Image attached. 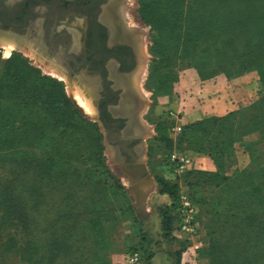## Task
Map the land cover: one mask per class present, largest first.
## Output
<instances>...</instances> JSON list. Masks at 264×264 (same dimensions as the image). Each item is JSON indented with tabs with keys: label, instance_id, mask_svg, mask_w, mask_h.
Returning <instances> with one entry per match:
<instances>
[{
	"label": "rangeland",
	"instance_id": "obj_1",
	"mask_svg": "<svg viewBox=\"0 0 264 264\" xmlns=\"http://www.w3.org/2000/svg\"><path fill=\"white\" fill-rule=\"evenodd\" d=\"M171 1L125 0L124 3L125 21L138 37L144 59L140 67L144 66L145 74L137 89L141 96L145 95L140 118L149 131L143 163L151 178L146 183H153L157 178L175 181L164 166L166 158L174 152L190 160L188 171L191 173L218 174L215 161L195 152V143L191 144L183 136L184 128L248 108L259 99L261 92L256 71L250 70L233 79L220 74L202 81L197 70L184 67L181 60L174 69V80L168 90L164 94L156 92L153 64L160 52L154 41L160 40L164 33L162 25L172 11ZM184 1L187 4L192 0ZM0 36L14 38L1 32ZM49 65L51 62L32 43H25L8 55L0 47V189L5 192L13 188L23 199L21 206L26 216L14 226L13 223L9 227L0 225L4 233L0 254L6 253V262L0 259V264H127L126 256L131 249L140 250L146 264H230L225 259L228 253L232 255V262L237 259L234 264H241L240 259L251 261L249 264H264V251L259 249L263 247L252 248L257 241L264 243V204L259 195L252 194V182L238 185L248 193L239 196V201L229 198L231 194L226 187L229 195L224 191L220 200L219 190L209 194L213 191L211 181H200L193 174L189 180L200 204L197 221L200 233L194 239H187L174 228L165 233L161 214L172 205L169 196L161 195L160 188L147 191L145 183L142 187L134 185L136 173L125 171L115 161V149L107 140L98 119L95 98L89 94L88 87L74 79L65 81L53 76ZM54 68L62 73L60 68ZM72 87H78L91 100L96 111L94 116L81 106ZM41 112L48 118L45 115L41 118ZM195 112L199 120L186 119ZM71 127L78 138L71 137ZM165 134L172 141V147L165 142ZM247 137L250 143L260 138L259 134ZM235 150L234 164L226 171L230 178L249 163L248 151L242 144L237 143ZM236 165L239 167L235 170ZM103 175L108 178V187L102 190ZM181 189L187 190L184 185ZM99 190L105 195L112 194L115 210L104 205L103 197L97 196ZM71 191L74 195L68 199ZM133 202L138 205V214L132 210ZM98 207L107 210V227L97 221L84 222L90 217L93 221ZM248 208H251L248 214L242 212ZM238 209L240 217L252 218L256 225L253 237L257 241L249 237L247 242L234 246L239 240L233 236L237 230L233 229L234 220H231L229 226L228 223L222 226L221 233L225 240L233 236L232 246L223 253L216 252L212 236L205 229L206 223L215 219V213L226 221ZM10 213L15 211L9 205L6 217ZM1 216L5 217L0 211ZM100 228L108 238L107 243L97 241ZM5 236L15 239V243H3ZM243 245L245 249L241 248Z\"/></svg>",
	"mask_w": 264,
	"mask_h": 264
},
{
	"label": "trees",
	"instance_id": "obj_2",
	"mask_svg": "<svg viewBox=\"0 0 264 264\" xmlns=\"http://www.w3.org/2000/svg\"><path fill=\"white\" fill-rule=\"evenodd\" d=\"M171 2L172 11H169V15L165 18L164 27L167 29H164L161 23L164 33L163 35L161 34L160 40L155 37L154 41L155 47L160 52L153 64L155 76L153 82L156 92L164 94L168 90V86H171L174 80V69L179 60L182 61V64L185 63L184 67L196 69L202 81L215 78L220 74L233 79L250 70L256 71L260 77L261 92L259 99L248 108L240 109L239 112L229 114L227 117L205 120L184 128L183 136L191 144L194 145L195 143V152L208 155L213 159L219 172L218 174H212L201 171L195 173L187 171L180 178H177V181L156 179L160 194L168 195L172 201L170 208L161 214L162 229L165 233H170L173 228L176 230V212L179 206L181 186L183 185L187 188L188 195L198 208L199 217L200 204L196 201L189 180V177L193 174L197 175L200 181L213 182L209 183L213 187V191H210L209 194L219 190L220 200L226 187L231 194L229 195L225 191L229 198L233 201H239V196L248 193L243 191L244 189L238 187V185L252 182V194L259 195L264 204V156L260 157L261 154L264 155V148H262L264 146V0H192L187 2V4L184 0H172ZM178 6L183 7L179 8ZM155 29L157 28L155 27ZM42 115L46 116V114L41 112V118L43 117ZM165 130L166 128L164 132H166ZM75 132V129L71 127V137L75 135ZM252 134H259L260 138L257 142L247 146V151L252 158L251 167L244 170H236L237 172L233 178L227 177V169L234 164L235 145ZM75 137L78 138L76 135ZM73 142L74 140L71 139V143ZM165 142L172 147V141L167 134H165ZM107 174L108 178H111V174L109 172ZM108 178L104 177V175L101 177L102 184L100 189L103 190L108 187ZM102 190L96 191L97 196L103 197L104 205L106 204L111 211L112 209L115 210L112 194L107 192L105 195ZM5 192L3 188L0 189V196L2 197L0 198V211L5 215L3 219L2 216L0 217V225L4 226L5 224V226L9 227L12 226V223L14 226V223L19 224L21 222L20 219L25 216V208L21 206L23 199L14 193L13 188H8ZM19 194L21 195V193ZM72 195L74 194L71 191L68 194V199ZM9 205L14 209L15 213H10L6 217L5 211ZM239 209L237 214H235V209V212L230 215L231 218H227L226 221H224V217L215 213V219L206 223L205 229L209 236H212L216 252L223 253L230 249L233 236L236 240H239L234 244L237 247L256 234V225L252 222V218L248 217L245 219L240 217ZM106 211L105 208L98 207L97 213L93 216V221L92 217H90L85 219L84 222L89 224L91 221L92 224L97 221L107 227L109 217ZM250 211L251 208L242 210L243 213L247 214ZM4 218H7V220ZM231 220H234L233 229L237 230L235 235L237 237L240 236V238L237 239L234 234L231 237L230 234V240L229 238L225 240L222 237L221 229L227 223L229 226ZM101 228L99 229V235L96 236L97 241L107 243L108 238L104 237ZM262 228V232H264V223ZM243 229L246 231H243ZM92 233L94 232L92 231ZM2 234H4L3 229L0 230V240L4 237ZM7 238L3 243L9 241L15 243V239L11 236L9 238L12 239L9 240ZM253 239L257 241L255 237ZM255 244L252 247L253 249L261 246L263 248L259 247V249L264 251V243L257 241ZM241 248L245 249L244 245ZM135 251L141 253L138 249H131L129 252ZM5 254H0V256H4L0 258L3 259L4 263L6 262ZM142 256L146 264L145 255L142 254ZM228 256H225L227 263H237V259L232 262V255L228 253ZM148 261H150V257H148ZM249 262L251 261L240 259L241 264H249ZM219 264L222 263L219 262Z\"/></svg>",
	"mask_w": 264,
	"mask_h": 264
},
{
	"label": "flooded vegetation",
	"instance_id": "obj_3",
	"mask_svg": "<svg viewBox=\"0 0 264 264\" xmlns=\"http://www.w3.org/2000/svg\"><path fill=\"white\" fill-rule=\"evenodd\" d=\"M125 0H0V32L32 43L70 81L88 87L118 163L146 159L148 129L135 83L143 56ZM22 44V45H23Z\"/></svg>",
	"mask_w": 264,
	"mask_h": 264
},
{
	"label": "built area",
	"instance_id": "obj_4",
	"mask_svg": "<svg viewBox=\"0 0 264 264\" xmlns=\"http://www.w3.org/2000/svg\"><path fill=\"white\" fill-rule=\"evenodd\" d=\"M164 166L172 179L176 180L189 170L190 160L174 152L168 156ZM178 203L176 232L187 239H194L200 233L197 225L198 208L188 195L187 190L184 189L180 190ZM126 262L127 264H145L142 254L137 251L127 255Z\"/></svg>",
	"mask_w": 264,
	"mask_h": 264
},
{
	"label": "bare ground",
	"instance_id": "obj_5",
	"mask_svg": "<svg viewBox=\"0 0 264 264\" xmlns=\"http://www.w3.org/2000/svg\"><path fill=\"white\" fill-rule=\"evenodd\" d=\"M23 45L21 43H18L17 41H15L13 38H8V37H4V36H0V47H2L5 51L6 54L8 55L11 51L13 50H18L19 47H22ZM29 53H31L32 55L35 56L34 51L30 50L28 51ZM42 64H44L43 60L41 59L40 61ZM45 65V64H44ZM48 69H50L52 71L53 76L60 78L61 80H65L67 81V76L66 74L62 71L59 72L58 70H56L52 65L47 66ZM57 67V66H55ZM58 68V67H57ZM50 70H48L50 72ZM145 74V68L144 66L139 70L138 74L136 75V80L135 83L136 85H140V79L143 77V75ZM140 87V86H139ZM72 92H74V95L77 97V99L79 100L78 102L81 104V106L92 116H94L96 114L95 108L92 105L91 100H89V98L86 96L85 93H83L78 87L74 88L72 87ZM143 97H145V95H142ZM75 97V98H76ZM113 156H115V154L113 153ZM112 156V157H113Z\"/></svg>",
	"mask_w": 264,
	"mask_h": 264
},
{
	"label": "crops",
	"instance_id": "obj_6",
	"mask_svg": "<svg viewBox=\"0 0 264 264\" xmlns=\"http://www.w3.org/2000/svg\"><path fill=\"white\" fill-rule=\"evenodd\" d=\"M219 97V96H218ZM198 112H195V113H192V114H189L187 117H186V119H188L189 121L190 120H192V118H194L195 120H199V117H198ZM248 139V137L247 138H245L242 142H240L239 143V145H241L242 144V146L244 147V150L245 151H247V146H249L251 143V141H249V142H247L246 140ZM236 153H237V150H235V155H236ZM247 155V154H246ZM262 156H264L263 154H261L260 155V157H262ZM236 157V156H235ZM248 158H249V163H248V165L247 166H245L244 167V169L246 168H250L251 167V165H252V158H251V156H250V153L248 152ZM145 161V159L143 160V161H141L140 162V164L141 163H143ZM144 164V163H143ZM236 168H235V170L237 169V167H239V165H236L235 166ZM243 169V168H242ZM241 169V170H242ZM144 171H147L146 170V167H145V164H144V168H140V169H138L137 171H135L134 173H136V175H137V177L139 176V175H142L143 173H144ZM148 172V171H147ZM137 177H136V181L134 182V185L135 186H140L141 185V187L144 185V183H145V188H146V190L147 191H150V192H154V190L155 189H159V186H158V184H157V182H156V180H154V182L153 183H151V182H149V183H146L151 177H150V175H149V173H148V177L146 178V179H144V180H142V181H138L137 180ZM152 189V190H151ZM166 196V195H165ZM164 197V196H163ZM133 208H134V210H135V213L136 214H138L139 213V209H138V205L136 206L135 205V203L133 202Z\"/></svg>",
	"mask_w": 264,
	"mask_h": 264
},
{
	"label": "water",
	"instance_id": "obj_7",
	"mask_svg": "<svg viewBox=\"0 0 264 264\" xmlns=\"http://www.w3.org/2000/svg\"><path fill=\"white\" fill-rule=\"evenodd\" d=\"M67 79H68V81H70L69 80V78L67 77ZM98 115V114H97ZM106 132V131H105ZM108 136H109V134L106 132V137H107V139L109 140V138H108ZM115 161H116V154H115ZM117 163H118V161H117ZM121 167H123L124 169H125V171H129V173H131V172H135V171H137L138 169H140V168H144V164L143 163H139L138 165H134V166H131V165H126V164H122V163H118ZM148 177V172L147 171H144V173L142 174V175H139L138 177H137V180L138 181H142V180H144V179H146Z\"/></svg>",
	"mask_w": 264,
	"mask_h": 264
}]
</instances>
